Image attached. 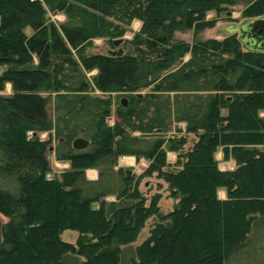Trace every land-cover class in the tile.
Returning a JSON list of instances; mask_svg holds the SVG:
<instances>
[{
  "label": "trees",
  "instance_id": "1",
  "mask_svg": "<svg viewBox=\"0 0 264 264\" xmlns=\"http://www.w3.org/2000/svg\"><path fill=\"white\" fill-rule=\"evenodd\" d=\"M237 3L245 21L264 16V0H0V212L8 218L0 264H264V51L230 30L177 39L179 30L215 27L208 13ZM134 20L141 27L127 53L87 51L94 38L124 36ZM7 83L12 93H1ZM113 93H126L128 105L120 100L114 111ZM173 122H185L186 135L170 146L178 153L168 170L158 129ZM54 135L70 167L50 177ZM79 135L87 148L73 147ZM220 149L233 169L220 167ZM128 154L150 160L137 179L117 167ZM154 173L178 200L168 213L160 193L148 203L140 189Z\"/></svg>",
  "mask_w": 264,
  "mask_h": 264
},
{
  "label": "rangeland",
  "instance_id": "2",
  "mask_svg": "<svg viewBox=\"0 0 264 264\" xmlns=\"http://www.w3.org/2000/svg\"><path fill=\"white\" fill-rule=\"evenodd\" d=\"M245 8L244 4H235L233 6H229L224 10L221 11H216L212 10L208 13L209 17H215L217 19V24L215 27L212 28H206L201 31H196L194 29H184V30H179L177 32V39H183L188 42H194L197 40L201 39H206L210 37H219L222 38L229 34L230 27L232 25H237L241 24L245 21V18L243 17V9ZM54 20L57 22L62 21L64 19L63 14H51ZM141 27V21L140 20H134V22L131 25V28L127 31V33L124 36L121 37H115L114 39H119L122 38L123 41L121 42L120 46L124 49V52L127 53L130 51V44L127 43L126 39H131L135 33L140 29ZM28 31L32 32L33 29L31 27H28ZM113 39V40H114ZM113 40H110L109 38H94L92 44L88 47L87 51L89 53H94V52H101L105 53L108 52L109 49H117L118 46H115L113 43ZM189 55H187L186 58H188ZM97 72L96 69L92 71L87 72V77L92 80L93 75ZM148 91V89H144L139 91L140 93L144 94ZM98 94L101 95H106L103 94L102 92L96 90L95 91ZM1 93L4 94H10L12 93V85L11 83H7L5 90L1 91ZM123 96H127L126 93H113L112 98H113V109L115 111V108L117 107V103L120 102L121 98ZM49 111L52 116H55V105H54V98L51 99L50 104H49ZM116 119V115L113 113L111 116H109V119L107 118V121L110 122V124H113ZM186 130V123L185 122H173L172 124L169 125L167 131L163 132L160 136L165 137L164 141V147L168 150L169 156H168V161L173 162L170 163V165L166 166L165 169L172 170L174 169V162L176 161V155L178 152L175 150H172L170 146L172 144H175V142L179 139V137L183 136ZM134 134H141L140 131L134 132ZM29 136L32 137L34 136V132H29ZM35 136L42 138V139H47L50 138V133L48 132H37ZM152 136V135H151ZM194 137L192 134H189V141L185 145V148L190 147L194 141ZM61 141H64V137L62 136ZM59 143V138H57L55 135L52 136L50 145L54 146V149H49L48 150V159L50 162V171L48 172V175L50 177L53 176H60L61 172L65 170L66 168L70 167V161L69 160H61L58 159L56 156V147ZM184 148V149H185ZM217 158L219 160V165L221 167L227 166L226 159L223 158L222 150L220 149L217 152ZM150 164V160L147 157H138L136 155H121L118 160V165L117 167L122 168L124 172H127V169H132V176L135 177V179L138 178L141 173L144 172L146 167H148ZM86 175L89 179H95L98 177V169L97 168H90L86 170ZM140 189L141 191L148 197V203L150 202L151 197L156 194L160 193L161 199L159 204L161 205V211L163 213H168L171 211L176 203L177 199L170 194V189H169V184L163 177L157 176L156 173L152 175H144L140 179ZM219 194L221 197L225 198L227 197V191L224 188L219 189ZM107 199L109 201L115 200L116 195H109L107 196ZM129 199L126 200V203L128 204ZM121 204L122 201H121ZM0 220L3 222L7 221L8 218L5 217L1 212H0ZM154 223V218H150L148 221V224L146 225L145 229H143L142 234L140 235V238L133 243L134 246L139 244L145 235L148 234L149 230L152 228ZM64 237L68 238L71 241H76L78 238V232L75 231H67L64 233Z\"/></svg>",
  "mask_w": 264,
  "mask_h": 264
},
{
  "label": "water",
  "instance_id": "3",
  "mask_svg": "<svg viewBox=\"0 0 264 264\" xmlns=\"http://www.w3.org/2000/svg\"><path fill=\"white\" fill-rule=\"evenodd\" d=\"M230 31H237L240 34V37L244 39L247 47L256 50L264 51V16L248 19L241 24L232 25ZM122 38L115 39V46H118L117 49H109L108 52L112 54L121 55L124 52V49L120 46ZM179 62L175 65L178 66ZM142 95V93H138ZM123 105H128L129 98L128 96H123L121 98ZM158 131H162L161 128ZM34 134H37V131H34ZM90 145V139L84 135H79L73 140V147L76 149H85ZM51 149H54V146H51ZM127 175L132 176V169H127ZM2 221L0 220V238L2 236Z\"/></svg>",
  "mask_w": 264,
  "mask_h": 264
},
{
  "label": "crops",
  "instance_id": "4",
  "mask_svg": "<svg viewBox=\"0 0 264 264\" xmlns=\"http://www.w3.org/2000/svg\"><path fill=\"white\" fill-rule=\"evenodd\" d=\"M227 166L221 167L222 169H233L236 166V161L233 158H230L229 160H226ZM225 189V188H224ZM222 198H225L222 197Z\"/></svg>",
  "mask_w": 264,
  "mask_h": 264
},
{
  "label": "built area",
  "instance_id": "5",
  "mask_svg": "<svg viewBox=\"0 0 264 264\" xmlns=\"http://www.w3.org/2000/svg\"><path fill=\"white\" fill-rule=\"evenodd\" d=\"M108 119H109V117H108ZM110 123V122H109Z\"/></svg>",
  "mask_w": 264,
  "mask_h": 264
}]
</instances>
